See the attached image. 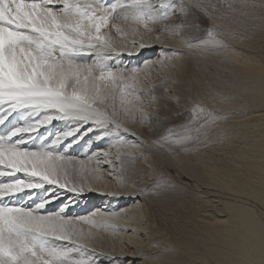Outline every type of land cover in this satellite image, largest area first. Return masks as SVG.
I'll list each match as a JSON object with an SVG mask.
<instances>
[{"label": "snow or ice", "instance_id": "6c2138e0", "mask_svg": "<svg viewBox=\"0 0 264 264\" xmlns=\"http://www.w3.org/2000/svg\"><path fill=\"white\" fill-rule=\"evenodd\" d=\"M193 7L202 5L185 0H0V126H5L0 132V264H96L83 243L91 233L65 215L68 204L41 214L58 196L49 192L31 207L18 202L20 194L30 193L25 199L33 200L46 185L52 190L82 191L66 153L93 131L97 139L115 140L117 160L134 162L133 153L121 149H136L143 141L124 121L135 123L137 113L141 120L145 118L142 97L154 86H146L147 78L141 79L138 67H114L121 54L102 29L114 28L123 34L121 25L113 23L117 18L142 24L146 30L149 24L176 18L179 24H165L163 30L179 32L190 26L184 18ZM208 19L213 18L208 15ZM196 27L204 35L188 39L189 49H229L214 22L208 28ZM192 117L184 131L174 134L169 130L162 143L186 147L198 139L193 131L199 133L220 118L202 107ZM53 121L67 122L69 127L41 135L40 129ZM37 139L39 145L34 143ZM103 155L108 158V153ZM128 171L121 164L114 169L113 179L122 190L133 189L128 196H142L146 189L123 175ZM153 187L160 191L168 182L161 177ZM119 218L100 214L98 219L89 217L83 223L119 231L111 223Z\"/></svg>", "mask_w": 264, "mask_h": 264}, {"label": "bare ground", "instance_id": "6f19581e", "mask_svg": "<svg viewBox=\"0 0 264 264\" xmlns=\"http://www.w3.org/2000/svg\"><path fill=\"white\" fill-rule=\"evenodd\" d=\"M208 1L216 3L218 7H229L224 1H218V3L215 0ZM254 2L257 5L261 4V0H254ZM262 2L264 6V0ZM244 4L248 6H242ZM205 6V10L213 19H208L203 11L191 8L188 16L184 18V22L190 25L187 35H183L180 31L167 33L163 30L164 25H168L170 22L172 24V21H176L175 25L179 24L181 21L176 18L165 23L161 21L159 24H149L151 27V29L148 27L151 30L149 38L140 40V45L136 48L125 43L124 34L130 33L132 27L135 29L144 28L142 24L123 23L117 18L113 23L118 22L124 29V33L118 34L114 28H109L103 33L118 47L121 54L120 61L123 60L122 55H124L129 58L128 60L131 59L130 64L132 63L135 67H143L148 64L147 68L151 69L150 74L156 80L164 81L163 85L154 87L148 98L146 100L144 98L142 104L147 106V109L144 110L155 115L161 114L164 118H159V120L157 118L156 122L149 119L144 121L137 114L136 124L133 128L138 134L145 135L157 142L154 146L157 148L154 151L156 156L166 158L169 166L175 169L179 177L186 178L187 176L195 181L199 180L201 183L197 184V181L196 187L207 188L205 191L203 190L207 197H197L198 195L195 193L197 196H193L191 200L184 197L186 192H184L185 195L180 196L181 189L170 184L167 188L160 190L161 192L157 191L153 184L145 183L157 178L151 176V173L156 171L155 164L151 160L140 156L137 159L143 163L142 165L136 163L138 162L136 160L129 164V158L117 160L116 154H114L112 157L116 160L114 168L119 169L123 164L129 169L123 175H126L129 181L136 184L137 187V184H140V187L147 189L148 194H146L145 201H139L137 204L132 202L129 204L131 206L124 210L118 208L112 210L111 213H105L96 209L88 215L70 217L74 222L78 221L77 227L82 228L85 233L95 231L99 235L104 254L115 255V252L117 253L115 250L112 253L115 232L100 230L83 223L89 217L98 219L100 214L119 216L118 220L111 221V223L119 225H129L132 220L136 235H123L125 236L124 242L134 246L133 250L129 248L127 255L143 254L139 250L142 249L144 237L154 240V247H150L149 250L157 254L156 260L146 264H264V130H260V127L264 126V114L253 116L257 113V111H253L235 116V128L242 127L239 133L246 130L244 137L250 138L253 135L251 141H245L241 152H233L235 158L238 159L232 160L235 164L230 165L228 159L220 154L223 149L220 150L214 146V144L222 145L216 138H223L222 134L230 131L232 122L226 124L224 121L232 117L230 116L233 113L232 109L243 108L242 104H238L240 99L252 100L254 103L264 102V53L257 57L252 52H247L239 47L241 45L248 46L247 36L243 34V38L239 37V31L243 28L248 34L257 36L261 47L264 48V12L261 14L256 7L246 0H241L238 4H233L230 11H227L231 14L229 16H233L234 21L228 22L227 16V20L223 19L224 23L221 24L217 23L219 17H216L215 13L212 14L210 5L206 4ZM213 22L218 26V31L224 33V38L230 46L229 49L222 52L189 49L188 39L202 38L204 35L196 25H199L200 28H208L213 25ZM160 27H162L161 34H157L155 31ZM255 43L257 44L256 41L253 42V44ZM155 48H160L161 53H166V59L169 60V63L166 64L169 68H163V65L157 63L158 59L154 62L147 60L146 64L141 66L142 60L139 59V56L143 57L147 53L146 58H148L150 57L148 54ZM113 65L114 67H124L118 60H115ZM225 73L229 74L230 80L225 79L223 76ZM140 77L143 80V73L140 74ZM165 92L173 94L179 92L184 100L168 98L169 96ZM232 95L235 102L233 101V104L230 105L229 101ZM152 97L157 99H152ZM201 107L214 112L220 118L209 128L199 133L193 131L191 134L198 139L188 143L186 151L179 152L178 149L181 147L175 145L159 146L158 141L160 143L163 137L168 136L169 130H172L174 134L184 131L183 126L191 122L192 113ZM244 108H247L244 109L247 111L251 106L246 104ZM198 126L194 125L193 127ZM95 139H97V134L88 143ZM34 143L39 145L40 141L36 140ZM173 148L176 152H168ZM105 152L110 154L108 148L95 151L98 155ZM82 156L79 155V157ZM102 156L97 171L92 170L86 164L88 161H85L83 157L82 159H71L72 162L69 164L70 168L75 169V175L82 172L91 180L86 182L87 186L82 188L89 192L86 193L87 200L91 198L95 201L96 198V200L107 202L111 198V191L114 189L111 174L112 163H110L109 156L107 159L103 154ZM93 180L96 182L95 185L91 184ZM49 188L52 189V186ZM211 192H218L216 196L218 194L221 196L210 198ZM84 193L83 191L81 194ZM22 196L19 198V203L26 200ZM116 200L114 199L111 203H115ZM153 208L173 211V214L178 218L177 224L163 221L160 223L154 216L152 225L158 224L166 232L149 229L147 215L153 212ZM48 210L51 211V206H47L41 211L46 213ZM93 213L97 215L94 216ZM168 213L165 214L169 215ZM124 218L127 219V222ZM119 229L121 230L116 231L118 234L126 232L123 226ZM85 240L90 241L89 238ZM57 243L62 242L57 241ZM89 245L91 244L89 243ZM121 249H118V253L122 255L125 252ZM89 251L94 257L95 251ZM98 256L96 257L99 258ZM103 258L105 260L102 262H107L106 264H122L119 261L107 260L108 255Z\"/></svg>", "mask_w": 264, "mask_h": 264}, {"label": "rangeland", "instance_id": "374dc122", "mask_svg": "<svg viewBox=\"0 0 264 264\" xmlns=\"http://www.w3.org/2000/svg\"><path fill=\"white\" fill-rule=\"evenodd\" d=\"M215 1H217V3H218V1L219 2L224 1L226 6H229L230 4L231 5L238 4L241 0H238V1L237 0H215ZM246 1L248 3H250L252 6L256 7L261 14L264 12V6H263L262 0H261V4H259V5H257V3L254 2V0H246ZM185 2L188 4L189 3L190 4H196L197 2H199L202 5V7H200V8L194 7V8H196L199 11H203L204 13H206L207 17L210 14L207 13V11L205 10L204 7H206L205 6L206 4L210 5V9L212 10V14L215 13L216 17H219L217 23H221V24L224 23L222 20L226 19L227 16H228V18H227L228 20L227 19L226 20L228 22L234 21L233 16H229L231 14L227 12V11H230L229 7H221V6L218 7V5L216 3L210 2L211 3L210 4L208 0H185ZM220 13L223 15H221ZM167 21H171V19L167 20ZM165 22L166 21H163V23H165ZM175 22L172 21V24L170 22L168 24V26H170V27L175 26ZM116 23L119 24L118 22H116ZM232 27H235V25H232ZM149 28L151 29V27H149ZM149 28L146 30L144 28L135 29L134 27H132L130 33L124 34L125 43L130 44V46H134V48L138 47V45H140V40H146L149 38L148 36L150 34V31H151ZM188 28L189 27L184 28L180 32L183 33V35H187L189 30H190ZM132 29H135L136 31L133 32ZM160 29H162V27H160L159 30H156L155 32L157 34H161ZM108 30H109V28L102 29V33H105ZM243 34H245V36H247L248 46L244 47V45H241L239 47L245 49L247 52H252L257 57H259L260 54L264 53V48L261 47V43L258 40L257 36L248 34V32H246L245 29L242 28L239 31V37L243 38L244 37ZM132 39H133V41H135V45H133ZM254 41H256L257 44L256 43L253 44ZM116 50L119 52L118 47H116ZM146 55H147V53H145L143 57L139 56V59L142 60L141 66L146 64L147 60L148 61L152 60L151 62H154L156 59H158L157 63H159L160 65H163V68L164 67L169 68V66L166 64V63H169V60L166 59L167 55L165 52L161 53L160 48H157V49L155 48V50H153V52H150L148 54V56H150V57L146 58ZM122 57H123L122 61H120V58L117 60L121 64H123L124 67H126V68L135 67L132 65V63L130 64L131 59L128 60L129 58L124 57V55H122ZM126 60H128V61H126ZM146 65L148 66V64H146ZM147 66L144 65L143 67H140V66L138 67V68H140V72L143 73L144 78L145 77L147 78V86L156 87V86L163 85L164 81L156 80V78H154L152 76V74H150L151 69L149 67L147 68ZM216 73H218V72H216ZM223 76L225 77L226 80H230L229 74L225 73V74H223ZM165 94H167L169 96L168 98L177 99L179 101L184 100V98H182L181 95H179V92H175V94H173L171 92H167V93L165 92ZM230 97H231V99L229 101V104L232 105L233 101L235 102V98L233 95ZM144 98L146 100L148 98V96L142 97V100H144ZM238 104L239 105L242 104L241 106L243 108L232 109L233 113L230 115L232 117L228 118L227 120L224 121V123H226V124L232 122V125L229 128L230 131L224 132L222 134L223 138H220V137L216 138L217 141L219 143H221L222 145L214 144V146H216L218 149H220V150L223 149L220 152V154L225 156L226 159H228V162L230 165L235 164V162H233L232 160H238L237 158H235V155L233 152H241L243 149L242 146L245 143V141H249V140L251 141V139H253V135H251L250 138L244 137V135H245L244 131H246V130L239 133V131H240V129H242V127L235 128V124H234L236 122L235 116L236 115L240 116L244 112L250 113L253 111H255V112L257 111V113L253 114V116L259 115V114H264V102L254 103L252 100L240 99V102H238ZM246 104H249L251 106V108H248L247 111H244V109H247V108H244L246 106ZM141 106L144 109H147L146 105H141ZM137 114H139V113H137ZM145 114H146L145 118L143 119L144 121H146V119H149L150 121L154 122L157 118H158L157 120H159V118L162 119V117L164 118L163 115L158 114V113L155 115V114H152L150 111L148 112V110H145ZM147 115L149 118L147 117ZM150 115H151V118H150ZM115 118L121 119L120 116H117ZM124 123H125V126L130 128L131 132L135 133L136 137H139V139L141 141H143V144L136 149L123 148V149H121L122 152H125V153L126 152H132L133 156L136 157L135 160L138 161L136 163H139V165H142L143 163L140 160H138L137 157L141 156L140 153H145V154L148 153L147 155H144L141 157L146 158L148 160H151L152 163L155 164L156 171L151 173V176H155L157 178L152 180V181H146L145 182L146 184H153V186H154L157 183V181L160 180L161 177H164V178H166L168 184H170L172 186H176V187L181 189L182 193L180 196L185 195L184 192H186V195L184 197L187 198L188 200H191V198H193V196L195 197L197 195H198L197 197H201V196L207 197L206 196L207 194H205L203 192V190L205 191V189H207V188H204V187L198 188L195 185V183H197V181H198L197 184L201 183L199 180L195 181L192 178H189V177L187 178V176H186V178L179 177V174L175 171V169L171 168L169 166V162H167V160H165L166 158L163 159V158H159L158 156H156V153L154 151L157 150V148L154 146L157 142L152 141L150 138H148L145 135H140L137 133L136 129L133 128L134 124H136V120H135V123H133L131 119L124 121ZM224 123L222 122V124H224ZM6 124H7V122H6ZM249 126H251V125H249ZM68 127H69V124L64 122V121H54L53 124L45 126V128L40 129V131H41V135H43L44 133L47 134V132H52L54 134V133H57L60 131L67 130ZM4 128H5V126H0V131L4 130ZM260 128H261L260 129L261 131L264 130V126H261ZM95 134H96V132L93 131V132H90V133L84 135L83 138L80 139L78 143L73 144V146L68 150L66 155L70 156L71 159H73V160L82 159V157H83V159L85 161H88L86 164H88V166H90L92 170L97 171V169L100 167V162H101L102 157H103L102 154H104V153L98 155V153H95V151H101L102 149L108 148V150L110 152V154H108V156H109V159L111 160L110 163H112V170L113 171L111 172V174H112V178H113L114 169H115L114 166L116 165V160H114L112 157L114 156V154H116V151H117V147L115 146V140L111 139V138H104V139H100V140L95 139L93 142L88 143V141H90L92 139V137H94ZM256 134H258V133H256ZM37 140H39V139H37ZM206 143H208V142H206ZM158 144L161 147H164L166 145V143H162V140L160 141V143L158 141ZM167 146H168V144L166 145V147ZM186 149H187L186 147H183V148H179L178 150H179V152H184V151H186ZM168 152L173 153L176 151L173 148V149L168 150ZM179 152H177V153H179ZM226 153H227V155H226ZM79 155H83V156L79 157ZM166 157H169V155H166ZM146 174L148 175V172ZM99 177H100V174H99ZM5 179H7V178L5 177ZM88 181H91V180L87 177V175H85L82 172L76 173L75 183L80 188H84L85 186H87V185H85V183ZM141 181H143V180H141ZM91 184L95 185L96 182L93 180V183H91ZM137 185L139 188H143V187L139 186L140 184H137ZM49 187L50 186L46 185L44 189L39 190L36 193L35 198L33 200H25L21 203H26L28 206L34 207L35 203H38L40 199L45 198L49 194V192H51V195L58 196V198L55 199L52 203L46 205V207L51 206L50 212H56L64 204H68V208L65 211V215L68 218H70L72 216L88 215L96 209H100L101 212H105V213H111L112 210H117L118 208L124 210L127 207H130L131 205L129 206V204L132 202H136L134 204H137L139 201H145L146 194H148V190L146 189V192L142 196L130 197L127 195V192L132 191L133 189L131 188L128 190H122L120 188V183L115 179H113V188L114 189L111 191V193H112L111 198L107 202H105L104 200H100V199L96 200V198H95V201H94V199L92 200L91 198H90V200H87L88 199L87 194L89 192L85 191V190L73 193V192H68V191L64 192L66 190H58V189L52 190ZM83 191L85 193L81 194ZM150 192H152V191H150ZM195 193L197 195H195ZM213 193L215 195H212ZM217 193L218 192H211L210 198H214V196L217 197L218 195L221 196V194H218L216 196ZM20 195L22 196V194H20ZM27 195H31V194L30 193L24 194L22 196V198L23 199L26 198ZM114 199H117L116 202L111 203ZM28 201H30L31 203H27ZM88 203H90V204H88ZM179 208H182V206H179ZM152 211L153 212H151L150 215L149 214L147 215V222L149 225V229H154V231L162 230L164 233L166 232L158 224L152 225V218H154V216L157 218V221L160 223H162V221H163L166 223L172 222V223L177 224V222H178V218L176 215L173 214V211L170 212L168 210H162L159 208H153ZM47 212H49V210ZM168 212H170V213H168ZM165 213H168L169 215H166ZM41 214H45V213H43V211H41ZM124 220H125V222H127V219L124 218ZM116 225L118 226V228H121L123 226V228H124V230H126V232H124L123 234H118V232L114 231L115 234L113 235V240L115 243H114V249H112V253H114V250L117 251V253H118L119 250L122 248L123 252H125V253H123L124 255L122 254L123 257H120L122 255L119 253L117 254L116 252H115V255L104 254L103 253L104 251L102 250V244H101L100 239H99L100 238L99 235L95 231H88L87 232V233H91V236L89 238L90 241L84 240L83 243L87 245L88 250H92V251L94 250L95 251L96 254L92 258L95 260L96 264H102V263L106 264L107 262H102L105 260L103 257H106V255L109 256V258L107 260H113L115 262L119 261L122 264H124V262H127V264H146L147 262H150V261L152 262V261L156 260L157 254L153 253L154 251L149 250V249L154 247V242H153L154 240L151 238H146L144 236H143L144 241H143L142 249L139 250L143 254H135L134 256H132L131 254L127 255L129 248H131V250H133L134 246L132 247L131 245L126 244L127 242H124L125 236H123V235H136L134 232L135 229L132 225V220H130L129 225H119V224H116ZM62 243H65V242H62ZM89 243L91 245H89ZM122 244L124 245L123 247L121 246ZM144 254H146V255H144ZM98 255H100V256H98ZM96 256H98L99 258H97ZM129 258H131V259H129Z\"/></svg>", "mask_w": 264, "mask_h": 264}]
</instances>
